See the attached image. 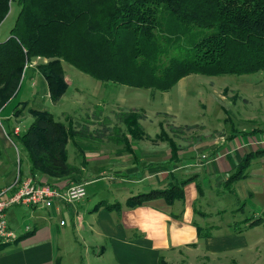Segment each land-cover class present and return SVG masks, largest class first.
<instances>
[{"label": "crops", "instance_id": "obj_1", "mask_svg": "<svg viewBox=\"0 0 264 264\" xmlns=\"http://www.w3.org/2000/svg\"><path fill=\"white\" fill-rule=\"evenodd\" d=\"M30 79L33 88L40 81L39 91L42 96H49L45 80L36 74ZM68 84L66 94L58 103H53L54 106L65 101L71 88L70 81ZM110 87V84H103L102 96L84 106L76 105L79 109L67 111L59 118L53 111L56 119L71 127L73 137L67 144L68 162L80 169V175L65 179L46 174L38 176L40 182L52 183L61 190L79 180L86 186L92 184V191H88L82 200L66 204L57 202L51 208H11L8 216L13 229L19 233L25 231L24 226L28 224L36 227V231L13 250L0 253V264H62L60 241H66L67 245L71 242L51 222L65 215L73 220L74 257H82L81 262L85 264H161V261L172 264L174 259L181 258V262L188 257L197 259V254L191 252L198 250L203 252L202 255L220 261L235 251H245L250 243L243 235L244 230H254L263 223L262 219L253 226L248 218L243 225L223 222L227 212L217 201L224 197L221 189L243 159L250 152L264 149V135L246 133L261 127L242 128L238 130L241 132L233 127L229 136L221 132L220 138L218 134L202 133L189 144L174 139L180 145L181 158L177 160L170 142L158 139L159 131L152 134L143 127L144 137H133L139 136L127 127V116L141 109L126 110L122 96L117 94L111 98L108 91L113 88ZM9 103L1 109L2 113ZM13 113L14 110L4 117L11 124L32 117L25 112L16 118ZM142 113L146 120V112L144 116ZM12 141L10 139L6 148L17 149ZM6 148H0V189L12 184L19 171ZM23 157L20 176L25 180L36 171L29 170L27 153L24 152ZM246 173L248 176L237 179L231 186L233 198L239 204L235 208L243 212L248 208L261 217L259 214H264V153L253 155ZM184 179L189 181L184 185L185 192L180 200L169 203L158 195L137 207H125L131 197L164 190L173 182ZM117 202L124 205L120 211L106 208ZM239 229L241 232H236Z\"/></svg>", "mask_w": 264, "mask_h": 264}, {"label": "trees", "instance_id": "obj_2", "mask_svg": "<svg viewBox=\"0 0 264 264\" xmlns=\"http://www.w3.org/2000/svg\"><path fill=\"white\" fill-rule=\"evenodd\" d=\"M14 4L19 8L16 21L0 41V110L20 92L35 60L52 103H58L69 87L64 63L103 83L160 92L170 91L193 73L248 75L264 70V0H0V25ZM28 105L18 102L13 116L28 112L32 123L18 134L14 127L9 136L27 153L31 171H36L34 181L40 182L39 174L55 179L80 175V169L68 162L71 127L47 109ZM141 118L138 112L127 116L136 139L144 137ZM246 133L264 135V128ZM169 142L176 152L177 144ZM259 153L264 149L250 152L225 186L248 176L251 159ZM188 181L131 197L125 207H137L158 195L173 203L183 198ZM123 206L117 202L106 208L120 211ZM247 220L252 226L261 221ZM35 231L31 226L13 243H0V252Z\"/></svg>", "mask_w": 264, "mask_h": 264}, {"label": "rangeland", "instance_id": "obj_3", "mask_svg": "<svg viewBox=\"0 0 264 264\" xmlns=\"http://www.w3.org/2000/svg\"><path fill=\"white\" fill-rule=\"evenodd\" d=\"M18 10V6L14 4L10 14L0 25V41H3L10 35V30L16 21ZM36 64L37 60L33 62V65H29V69L22 80L20 92L12 98L6 111L2 113V110H0V148L2 149L6 148L7 144L9 145L10 139H12L9 136V131L16 126L25 131L33 121L31 116L28 120L22 119L21 123V119L17 123L14 122L12 124L4 119L7 113H11L15 109L18 102L29 100L30 106L47 109L52 113L54 111V114L58 113L56 115L59 118V115L67 111L79 109L76 105L84 106L85 104H89L93 98L102 96L104 94V90L102 89L103 84H110V88H113L108 91L111 98L117 94L124 98L123 105L126 106V110L138 107L141 109L138 112L140 114L143 112V116L146 112L147 119L144 120L145 116L142 118L143 125L141 126L152 134L156 130L159 131L158 139L165 142H168L169 139L173 141L176 139L182 144H189L188 142L198 139L197 137L203 135L202 133L218 134L220 138L223 134L229 136L232 133L231 130L234 128L237 132H241L242 130H238L242 128L250 130L254 126L264 128V70L248 75L226 74L206 76L193 73L180 80L170 91L160 92L125 85L117 86L113 83H102L76 69L74 66L64 63L66 79L71 82V88L67 93L65 101L54 106L50 101V96L44 97L41 91H39L40 81H38L34 88L32 87L33 80L30 79L32 74H36L41 80H44L36 72L34 68ZM106 87L104 85L107 92ZM95 93L97 95H94ZM111 104L115 108V105ZM165 135L168 139L164 138ZM192 135L194 137H191ZM176 146L177 150L174 156L177 160H180V145ZM8 148H6V151L15 164H17V169L20 171L24 162L23 150L19 145L18 148L16 147L17 149L12 146L9 150H7ZM70 148L73 150L72 146ZM29 170L31 171V169ZM85 190L86 194L88 191H92V184L85 185ZM232 191L234 192V190H231V187L223 185L221 192H224V197H221L222 200L217 201L221 204V209L227 212L224 215L223 222L233 221L239 225H243L246 222V218H261L263 221L254 230H246L244 228L243 235L249 241L250 246L245 248V251L242 253L235 251L220 261H215L210 255H202L203 252L198 250L191 252L193 255L197 254V259L188 257L189 259L185 260V262H181V258H179L178 261L174 259L172 264H264V214L261 212L259 214L261 217H257L248 208H246L245 212L238 211L235 207H238L239 204H236L237 199L233 198ZM71 219L70 216L65 215L51 222V224L58 228L63 237L65 236L71 242L70 245H67L66 241H60L62 264H85L81 262L82 257H74L76 238L72 225L73 220ZM16 246L9 247L5 251H11ZM77 249L84 250L85 247ZM0 253L2 254L3 251ZM49 264H54V262ZM92 264H95V262H92Z\"/></svg>", "mask_w": 264, "mask_h": 264}, {"label": "built area", "instance_id": "obj_4", "mask_svg": "<svg viewBox=\"0 0 264 264\" xmlns=\"http://www.w3.org/2000/svg\"><path fill=\"white\" fill-rule=\"evenodd\" d=\"M13 132L20 133V127H15ZM85 197L84 183H72L68 188L61 190L52 183L35 182L32 177L24 180L18 171L12 184L0 189V243H13L18 238V232L11 227L9 222L8 212L11 208L15 206H22L25 209L51 208L57 202L73 203ZM30 227L26 224L24 229L29 230Z\"/></svg>", "mask_w": 264, "mask_h": 264}]
</instances>
